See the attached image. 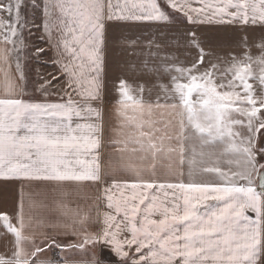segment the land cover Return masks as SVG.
Masks as SVG:
<instances>
[{"label": "snow or ice", "instance_id": "1", "mask_svg": "<svg viewBox=\"0 0 264 264\" xmlns=\"http://www.w3.org/2000/svg\"><path fill=\"white\" fill-rule=\"evenodd\" d=\"M25 2L0 0V64L18 53L23 46V30L31 32L32 27L42 28L50 47L62 49L70 60L61 64L67 76L63 92L68 98L64 101L61 96L63 102H49L52 81H45L37 89L44 93L43 101L14 98L23 94L26 80L18 55L16 71L21 83L5 72V92L13 98H0V178L21 182L101 180L100 125L73 124V120L101 115L90 102L99 99L103 52L112 23L168 24L178 12L189 24H264V0H28L41 12L39 24L21 15ZM193 3L201 7H193ZM122 38L130 45L136 43L132 38ZM184 39L197 55L187 67H166V71L176 73L171 76V91L165 96L173 103L161 104L159 97L155 103L145 102L132 95L123 80L119 82L120 127L131 131L126 138L114 141L122 156L119 168L126 175L123 179L113 177L112 183L102 189L108 209L103 213V228L95 233L83 231L80 221L81 230H76L74 221L52 227L72 228L70 234L80 238L77 243L61 244L46 234L39 243L28 240L23 235L21 199L18 226L6 213L0 214L3 226L15 237V251L11 258L0 257V264H51L40 258L46 248L55 245L71 253L97 244L107 246L118 264H264V162L260 161L264 141L259 139L264 131V36L257 42L259 56L233 55L230 63L225 62L226 67L219 57L216 62L208 60L205 66L206 57L212 53L205 52V41L195 32ZM44 52L37 49L35 55ZM56 79L59 77H53ZM73 93L80 100H73ZM160 109L178 117L179 131L175 135L168 134L170 121L164 122L163 129L156 127L158 121L152 116ZM129 110L132 115H128ZM187 128L203 145L224 144L225 152L238 157L237 170H201L215 174L217 181L162 180L158 168H163L168 177L183 175L180 169L185 163L183 141L188 138L184 135ZM161 131L164 135L158 136ZM124 153L128 154L127 160L123 159ZM165 160L168 163H162ZM187 163L191 176L194 161L189 159ZM114 189L119 197L111 194ZM25 243H31L33 250L29 251ZM63 259L65 264H77ZM87 264H100V260L93 255Z\"/></svg>", "mask_w": 264, "mask_h": 264}, {"label": "crops", "instance_id": "2", "mask_svg": "<svg viewBox=\"0 0 264 264\" xmlns=\"http://www.w3.org/2000/svg\"><path fill=\"white\" fill-rule=\"evenodd\" d=\"M192 6L201 7L199 3H193ZM30 10L36 12L37 21L41 13L40 10L32 7ZM169 11L172 10L169 9ZM175 16L176 19L168 24L128 21L112 23L108 29L103 52V66L99 78V99L90 102L91 106L98 109L101 115L99 118L88 117L79 120L74 118L73 120V124L95 122L100 125L101 130L98 135L101 143L98 148V163L101 167V180L99 182H21L0 178V214L6 213L11 223L17 225V212L21 199H23L25 214L23 235L28 240L34 239L39 243L45 239L42 234H46L54 237L61 244L77 243L80 238L70 234L72 228L52 227V225L73 224L74 221L77 222L76 230H81L80 221L83 222V231L95 233L103 228V213L108 209L102 189L105 185L112 183L113 177L123 179L126 175L119 168L122 156L119 146L114 143L118 139L126 138L131 131L130 128L120 127L121 117L117 113L119 107L117 102L120 99L119 82L121 80L129 87L132 95L142 98L145 102L155 103L159 97L161 104L173 103L174 100L171 98L166 101L165 96L171 91V76L176 73L165 69L169 66L187 67L196 57V50L189 47L184 39L190 32H195L197 37L205 41L202 47L206 53H212L211 56L206 57V67L208 60L216 62L218 57L222 66L226 67L227 63L225 62L230 63L233 55L237 58L243 57L245 53H250L254 58L260 55L261 50L257 47V42L264 36V24L248 23L245 25L240 21L227 24L199 22L189 24L181 13L177 12ZM39 21H41V16ZM46 36L48 41L49 37L47 34ZM122 37L132 38L136 43L130 45ZM245 38H247L246 42ZM48 47L50 61L62 77L64 88L67 76L63 75L61 64H67L70 57L62 49L57 51L50 45ZM5 72L18 84L21 83L13 54L6 64H0V98H13L8 97L5 92ZM250 83L255 82L250 81ZM141 88H143V92L140 91ZM61 96L64 101L68 98L65 92H62ZM61 96L48 100L49 102H63ZM14 98L36 99L25 96L24 92ZM72 99L80 100V97L73 93ZM39 100L43 101L44 99ZM128 115H132L130 110ZM152 119L158 121L156 127L160 129L164 128V122L170 121L171 124L168 128L170 135H175L179 131L176 124L178 117L166 109L154 111ZM157 135H164V132L161 131ZM184 135L188 138L183 141L185 163L180 169L183 175L175 178L168 177L163 168H158L157 175L161 176L162 180L172 183L217 181L218 177L215 174L204 173L201 170L206 167H219L225 172L237 170L235 161L238 157L225 152L224 144L216 142L207 145L208 153H203H206V156L211 153L213 156L210 162L202 163L199 162L201 161L199 157H194L196 152L193 151L199 144V137L191 128H187ZM202 150L205 151V147H202ZM225 155L228 158H225ZM123 159H128L127 153L123 154ZM189 159L194 161L191 166V176L187 163ZM260 161L264 162V157H260ZM162 163L166 164L168 161L165 160ZM111 194L114 197H119L118 190L114 189ZM158 195L163 197V193H158ZM248 215L254 214L249 212ZM25 247L29 251L34 248L31 243H25ZM40 247L44 248V245L40 244ZM14 251L15 237L6 230L3 222L0 221V257L11 258ZM131 251L134 253L135 249L133 248ZM93 255L100 260V264H118L117 257L103 244H97L95 248L86 245L84 250L73 249L71 253L68 249L61 251L60 248L53 245L41 252L40 258L50 261L51 264H65L63 258L77 262V264H87Z\"/></svg>", "mask_w": 264, "mask_h": 264}, {"label": "rangeland", "instance_id": "3", "mask_svg": "<svg viewBox=\"0 0 264 264\" xmlns=\"http://www.w3.org/2000/svg\"><path fill=\"white\" fill-rule=\"evenodd\" d=\"M30 7L31 6L28 3V0H26L21 15L25 18V20L33 21L35 24H39L41 22L39 21L41 13L36 21V12L30 10ZM22 38L23 46L19 49L18 53H13V56L16 63L17 55L19 56V62L26 76V80L23 82L25 85L23 91L24 95L30 98L45 99L44 93L38 91L37 89L41 84H44L45 81H52V87L48 89V99L60 97L63 92L62 77L59 75L58 70L50 61L48 47L49 43L47 41L46 34L43 32L42 28L32 27L31 32H29L27 28L23 30ZM37 49H45V52L39 56H36L35 52ZM53 77H59V79L53 80ZM56 90L60 91L56 92ZM202 147H205L206 150H202ZM207 148L208 146L203 145L201 139L199 138V144L197 148L195 150L193 149V151L196 152L194 157H199V160H201L199 162L205 163L211 161L213 155H205L208 153ZM201 153L204 155H201ZM224 157L228 158L227 155Z\"/></svg>", "mask_w": 264, "mask_h": 264}, {"label": "water", "instance_id": "4", "mask_svg": "<svg viewBox=\"0 0 264 264\" xmlns=\"http://www.w3.org/2000/svg\"><path fill=\"white\" fill-rule=\"evenodd\" d=\"M259 139H260L261 141H264V133H261V134H260ZM257 181H258V180H257Z\"/></svg>", "mask_w": 264, "mask_h": 264}]
</instances>
